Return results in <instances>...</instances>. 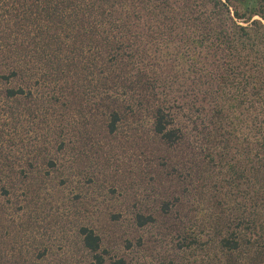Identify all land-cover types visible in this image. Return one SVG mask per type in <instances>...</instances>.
Returning <instances> with one entry per match:
<instances>
[{
    "label": "trees",
    "instance_id": "1",
    "mask_svg": "<svg viewBox=\"0 0 264 264\" xmlns=\"http://www.w3.org/2000/svg\"><path fill=\"white\" fill-rule=\"evenodd\" d=\"M0 116L77 169L134 152L156 241L110 256L91 215V264H264V0H0Z\"/></svg>",
    "mask_w": 264,
    "mask_h": 264
},
{
    "label": "rangeland",
    "instance_id": "2",
    "mask_svg": "<svg viewBox=\"0 0 264 264\" xmlns=\"http://www.w3.org/2000/svg\"><path fill=\"white\" fill-rule=\"evenodd\" d=\"M46 128L0 116V264H91L79 235L91 215L110 256L129 254L128 237L156 241L160 228L140 229L131 220L132 203L153 189L137 182L134 152H118V163L91 159L77 169L70 148L61 151ZM38 136L39 143L31 142ZM112 213L121 216L113 222ZM155 245L170 252L167 242Z\"/></svg>",
    "mask_w": 264,
    "mask_h": 264
}]
</instances>
